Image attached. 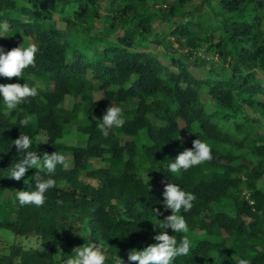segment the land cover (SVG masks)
Segmentation results:
<instances>
[{"label":"trees","instance_id":"16d2710c","mask_svg":"<svg viewBox=\"0 0 264 264\" xmlns=\"http://www.w3.org/2000/svg\"><path fill=\"white\" fill-rule=\"evenodd\" d=\"M4 21L5 52L39 51L23 78L0 77L38 89L14 110L0 96V227L40 244H11L0 264H59L58 241L70 255L96 243L107 264L116 255L129 264V252L161 231L191 241L173 264H264V0H0ZM111 104L126 123L104 137L98 125ZM20 134L41 158L57 151L69 161L39 172L56 181L41 207L17 199L35 190L37 169L9 178L23 158ZM198 138L213 159L170 173ZM166 183L196 196L179 213L186 234L155 225L171 215Z\"/></svg>","mask_w":264,"mask_h":264},{"label":"clouds","instance_id":"9594fccd","mask_svg":"<svg viewBox=\"0 0 264 264\" xmlns=\"http://www.w3.org/2000/svg\"><path fill=\"white\" fill-rule=\"evenodd\" d=\"M10 24L7 21L0 23V38L6 37L10 31ZM39 48L36 44H29L27 47L22 44L5 52L0 47V77L11 80L12 78H23L24 70L28 67L36 66V54ZM38 95L37 87H30L27 83H8L0 84V96L8 110H14L18 105L23 104L30 97ZM102 122L98 125L101 134L104 137L109 135L113 128H121L126 123L123 118V109L119 106H109L102 117ZM30 118H24L19 121L20 126H27ZM41 143H47L42 141ZM40 143V144H41ZM193 147L185 149L179 153L174 162L168 165V171L172 174L179 173L181 170L199 166L202 163L210 162L213 159L212 149L209 144L201 139H195ZM17 152L23 153V158L19 160L10 171V179L21 181L29 169H37L35 174V190L17 191V199L21 206L34 204L37 207L44 205L46 193L56 186V181L52 178L45 179L39 175L40 171H45L49 176L55 173L58 165L64 170L69 168L67 157L57 151L51 154L45 153L41 158L37 151L32 150V140L28 135L20 134L18 139L13 141ZM26 183V180H25ZM196 196L187 192L178 184L166 183L163 191V207L170 210L171 215L166 216L162 223L155 224L160 229H171L174 233L186 234L189 232L188 224L181 210L187 213L193 207V201ZM62 203V201H58ZM152 213L155 217L163 215L159 208H154ZM157 241L144 248L143 250H132L128 254L129 264H173V261L182 256H188L191 251V241L187 235H182L179 241L175 235H169L167 231H161L154 236ZM40 251H46L44 247ZM236 264H249L246 259L234 258ZM108 256L102 246L96 243H87L76 247L72 251L64 264H107ZM114 264H125V261L116 255Z\"/></svg>","mask_w":264,"mask_h":264},{"label":"rangeland","instance_id":"374dc122","mask_svg":"<svg viewBox=\"0 0 264 264\" xmlns=\"http://www.w3.org/2000/svg\"><path fill=\"white\" fill-rule=\"evenodd\" d=\"M95 163V166L98 165V162L96 160L93 161ZM146 177L149 179V174L146 175ZM92 183L97 184V180L88 179ZM14 243H20L23 244L26 248L31 247H38L40 244V240L37 237H24V236H18L14 234L11 230L0 227V251L1 252H8L9 246ZM55 257L59 261L63 260L64 257L70 256V253L68 252L65 242L58 241L53 245Z\"/></svg>","mask_w":264,"mask_h":264},{"label":"built area","instance_id":"2783aa9c","mask_svg":"<svg viewBox=\"0 0 264 264\" xmlns=\"http://www.w3.org/2000/svg\"><path fill=\"white\" fill-rule=\"evenodd\" d=\"M204 56V55H203ZM204 57H206V56H204ZM247 198H249V195L247 196ZM251 203H253V201H250Z\"/></svg>","mask_w":264,"mask_h":264}]
</instances>
